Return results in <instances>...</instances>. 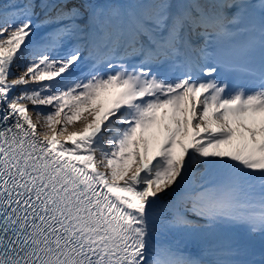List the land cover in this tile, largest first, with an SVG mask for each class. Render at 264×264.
<instances>
[{"label":"snow or ice","instance_id":"1","mask_svg":"<svg viewBox=\"0 0 264 264\" xmlns=\"http://www.w3.org/2000/svg\"><path fill=\"white\" fill-rule=\"evenodd\" d=\"M0 264H264V0H0Z\"/></svg>","mask_w":264,"mask_h":264},{"label":"bare ground","instance_id":"2","mask_svg":"<svg viewBox=\"0 0 264 264\" xmlns=\"http://www.w3.org/2000/svg\"><path fill=\"white\" fill-rule=\"evenodd\" d=\"M19 64H20L19 67H14L13 70H12V76H13V77H17V76H20V75L23 74V70H24L23 65L25 64V61L21 60V61L19 62ZM11 78H12V77H10V79H11ZM34 86H35V85H32V84L29 85V87H34ZM17 91H18V90H17ZM32 107H33V106L29 105V108H32ZM33 119H34V121L37 120V117L35 116V113H33Z\"/></svg>","mask_w":264,"mask_h":264}]
</instances>
